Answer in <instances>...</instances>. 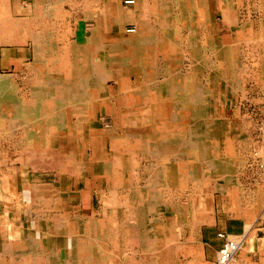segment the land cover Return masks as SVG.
Instances as JSON below:
<instances>
[{
	"label": "bare ground",
	"instance_id": "1",
	"mask_svg": "<svg viewBox=\"0 0 264 264\" xmlns=\"http://www.w3.org/2000/svg\"><path fill=\"white\" fill-rule=\"evenodd\" d=\"M103 1L0 0L1 135L12 122L43 127L41 158L29 160L31 169L22 174L30 198L41 204V217L63 201L58 190L86 184V171L93 164L99 177L97 201L144 207L129 216L139 217L145 250L150 249L145 238L149 242L157 232V225L148 221L150 214L162 213L173 193L183 197L189 182L197 185L204 180L200 176L208 179L213 173L211 142L227 137L230 124L217 115L212 83L224 84L225 94L232 96L240 90L246 93L242 77L252 76L260 80L256 88L264 90V45L244 46L246 40H256L250 26L235 33L232 46L212 36L208 1L205 8L204 2L174 0L166 15L151 18L157 25L153 30H143L144 18L134 14L133 6L124 9L122 0H107L110 12L95 10ZM225 1L224 9L242 2ZM64 3L71 11L63 10ZM228 15L232 21V12ZM130 24L138 27L134 33L127 31ZM115 27L131 35L106 45L104 33ZM260 38L264 40V23ZM29 42L36 49L35 60L22 72L36 77L34 82L1 64L10 47L24 53ZM258 71L262 75L253 77ZM132 77L138 86L133 87ZM75 132L79 141L69 145L68 152L52 150V134ZM103 138L108 156L98 158L95 147ZM8 181H0V186L8 188ZM69 222V215L25 225L15 221L0 254L23 256L25 264H122L118 255L123 226L117 217L111 223V252L105 221L93 219L81 226L80 234ZM109 253L114 256L110 263Z\"/></svg>",
	"mask_w": 264,
	"mask_h": 264
},
{
	"label": "crops",
	"instance_id": "2",
	"mask_svg": "<svg viewBox=\"0 0 264 264\" xmlns=\"http://www.w3.org/2000/svg\"><path fill=\"white\" fill-rule=\"evenodd\" d=\"M195 1L204 2V7L208 1L210 34L219 38L225 46L234 45L235 33H240V28L244 26H250L256 38L254 42L246 40L244 46L264 45V40H260L264 23V0H242L235 5L230 3L229 8H225L227 10L223 8L225 0ZM106 2H100L95 10L110 12ZM173 2L137 0L135 5L127 6L123 2L121 5L124 9L133 6L134 14L144 18L142 29L153 30L157 25L152 23L151 18L166 15L172 9ZM228 11L232 12V21L226 19ZM127 27L138 29L136 24ZM127 35L131 34L122 33L115 27L104 33L103 41L111 45ZM34 48L31 42L24 46V53L18 46L10 47L12 52L2 60V66L10 68L14 74H27L30 81H36V77L29 72H22L24 67L34 62ZM259 75H262L260 71L253 74V77ZM251 77H242V85L248 90L244 101V92L241 90L232 96L226 95V90L222 93L226 100H221L220 117L230 126L227 127V137L222 136L211 142L215 151V160H209L211 167H214L212 175L207 179L203 174L200 177H204V180L201 179L197 185L189 182L183 192V199L177 200L176 197L177 201L165 205L162 213L157 211L148 216V221L157 225V232L150 241L148 237L145 238L146 246L150 243V249L142 248L139 217L136 214L129 216L132 210L137 212L142 207L136 206L133 209L129 205H104L97 201L95 186L89 187V175H86V184L82 183L78 188L58 190V193L65 196L63 201L57 207H50L46 217H41V204L37 201L34 203L33 198H30L28 190L23 186L22 174L31 169L29 160L41 158V147L45 143L43 127L38 122L35 126H16L12 122L3 136L0 129V181L3 183V180H9L8 188L0 186V252L10 234L9 226L15 221L25 225L39 220L54 221L67 215L70 216L69 224L77 234H80L81 226L89 225L93 219L105 221L109 232L108 252H111V223L117 217L118 223L123 226L121 252L118 255L122 264H217V255L224 243L218 237L221 233L242 240V248L230 264H264V90L257 89L256 83L260 80ZM248 81L252 82L250 91ZM222 87L223 84H220V92ZM31 95L33 92L26 97L31 99ZM15 113L13 110V116ZM95 125L101 127V123ZM187 128H190V123ZM73 134H52L49 138L52 150L68 152L69 145L79 141L77 132ZM202 145L206 148L207 144L205 142ZM29 209L36 212L28 214ZM66 211L69 214H64ZM84 240L88 243L90 241L89 237ZM112 258L114 260V256L109 253V263ZM0 264L25 262L23 256L0 254Z\"/></svg>",
	"mask_w": 264,
	"mask_h": 264
},
{
	"label": "rangeland",
	"instance_id": "3",
	"mask_svg": "<svg viewBox=\"0 0 264 264\" xmlns=\"http://www.w3.org/2000/svg\"><path fill=\"white\" fill-rule=\"evenodd\" d=\"M122 2H123V0H122ZM63 10L64 11L65 10L66 11H71L68 3H64L63 4ZM8 71L9 72H12L10 68H8ZM136 82L138 83L137 79H135L134 77H132V85H133V87L135 86L134 84H136V86H138ZM262 82H264V81H262ZM246 84H247V82H246ZM251 84H252V82H249L248 81V84H247L248 85V88H249V86ZM110 85L111 86L113 85V93H116V86L114 85V83L112 82V83H110ZM207 85H209V84L207 83ZM219 86H220V84H218L217 82H216V84L212 83V85H211V89L213 90V92L215 94V98H216V112H217L218 117H220V115H221L220 111L222 110L220 108V105H221V103L223 101H221V100H226V98L222 96V93L225 92V85L223 84V87L221 89V92H220ZM245 90L247 91V89H245ZM243 94H244V99H242V100L244 101L245 98H246L247 92L246 93H243ZM100 143H101V145H96V147H95L97 156H98V158H107V156H108L107 139L106 138H103V140H101ZM101 149H102V151H101ZM93 167H94V165L92 164L91 167H90V170H88V172H86V175H89V179H88L89 187H92V185H93V186H95V189L97 190L98 183H99L98 182L99 181V179H98L99 177L94 176V169H93ZM94 181H96V182L94 183ZM176 197L178 198L177 200L183 199V197H182L181 194L173 193L172 196H171L170 202L173 203V202L177 201L176 200Z\"/></svg>",
	"mask_w": 264,
	"mask_h": 264
},
{
	"label": "built area",
	"instance_id": "4",
	"mask_svg": "<svg viewBox=\"0 0 264 264\" xmlns=\"http://www.w3.org/2000/svg\"><path fill=\"white\" fill-rule=\"evenodd\" d=\"M136 0H123L125 5H134ZM128 33H134L135 28H130L127 30ZM218 237L224 241L222 247L220 248L217 255V264H230L234 259L236 254L242 248V240L237 238H230L225 234L221 233Z\"/></svg>",
	"mask_w": 264,
	"mask_h": 264
}]
</instances>
